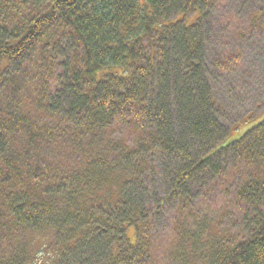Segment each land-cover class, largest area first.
Listing matches in <instances>:
<instances>
[{
	"label": "trees",
	"instance_id": "obj_1",
	"mask_svg": "<svg viewBox=\"0 0 264 264\" xmlns=\"http://www.w3.org/2000/svg\"><path fill=\"white\" fill-rule=\"evenodd\" d=\"M223 1L0 0V264H264V115L237 129L215 88L241 62L211 52Z\"/></svg>",
	"mask_w": 264,
	"mask_h": 264
},
{
	"label": "rangeland",
	"instance_id": "obj_2",
	"mask_svg": "<svg viewBox=\"0 0 264 264\" xmlns=\"http://www.w3.org/2000/svg\"><path fill=\"white\" fill-rule=\"evenodd\" d=\"M262 8L264 9V2L261 0H224L220 6L206 13L207 19L212 23L221 22L229 25L228 32L223 33L220 42L211 45V52L220 50L222 53L236 55L238 61L241 59L237 71L226 73L225 77L215 85L223 102L227 103V112L233 114L230 123L237 119L234 123L237 129L244 126L243 122L248 120L249 114L264 115V29L257 28L256 24L251 29L247 26L254 21L253 13ZM235 31H238L237 34L234 33ZM213 34L219 35L215 31ZM235 89H237L236 93ZM233 101L237 102L236 105ZM128 235L131 242L135 240L134 228L128 229ZM50 238H52L50 234H35L37 249H42ZM37 260L38 264H48L49 256L45 248L38 255Z\"/></svg>",
	"mask_w": 264,
	"mask_h": 264
}]
</instances>
